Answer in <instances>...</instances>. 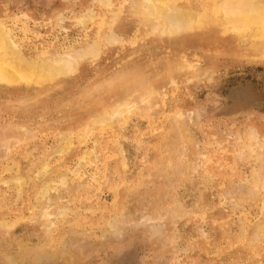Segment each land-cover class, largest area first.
<instances>
[{
	"label": "rangeland",
	"instance_id": "obj_1",
	"mask_svg": "<svg viewBox=\"0 0 264 264\" xmlns=\"http://www.w3.org/2000/svg\"><path fill=\"white\" fill-rule=\"evenodd\" d=\"M110 1L0 0L24 57L76 65L0 82V264H264V53Z\"/></svg>",
	"mask_w": 264,
	"mask_h": 264
},
{
	"label": "bare ground",
	"instance_id": "obj_2",
	"mask_svg": "<svg viewBox=\"0 0 264 264\" xmlns=\"http://www.w3.org/2000/svg\"><path fill=\"white\" fill-rule=\"evenodd\" d=\"M90 1H92V0H90ZM98 1H100L98 3H101L103 6H110L111 5V4L107 5L106 1H108V0H106V1L105 0H98ZM123 2H124V0H123ZM130 2L134 3V6L138 10H140L139 12L142 13V10H143L144 16L141 14L142 18L143 17H144V19L145 18L146 19L147 18H153L156 20L157 25H155V28L158 27L160 34L177 35V36L182 35V37L183 36L185 37L186 35H190L192 32H196L198 30L200 31V29L207 28V27L213 25L214 27L216 26V28H218L222 33H229V32L231 34L233 33L237 39L241 40L242 42H249L254 48H256L258 50V52L264 53V0H205V2L203 3V10H202L203 12H200L201 10L197 11V10L191 9L189 7H181V6L173 5L172 1H170V0H131ZM181 5L184 6L183 3ZM117 6H118V4H117ZM120 6H121V3H120ZM128 6H130V3ZM128 8L129 7H127V9ZM103 9H105V8L103 7ZM85 10H86V8H85ZM133 10L135 11V9H133ZM89 11H91V9ZM134 11H132V12H134ZM80 12H82V11H80ZM113 13H114V10H113ZM80 14L84 15V12L80 13ZM134 14H137V13L134 12ZM88 15L89 14H86V16H88ZM138 15H140V14H138ZM84 16L83 17L81 16V17L84 18ZM82 18H81V20L84 24V20ZM86 18H85L86 20H89L88 17H86ZM91 20H90V22L93 21V20L92 21ZM75 21L77 22L78 20H75ZM4 26H3L2 22H0V82H9V83L17 82L18 83L19 81H24L25 83L26 82L27 83L28 82H34V84H35V83H41V82H44L47 80L51 81L52 79H55L56 77L69 72L70 70L74 71V68L76 65H74V67H72V65H71L72 61L71 62L64 61L60 58H59V60H57V57L55 58V56L54 57L52 56L53 58H55V60H50L51 58H49V57H48L49 60H42V61H40L38 59H30V58L27 59L18 51V49L16 48V45L13 44L12 39L11 40L9 39L8 33L5 30L6 28ZM81 26H83V25L81 24ZM109 31H110V29H109ZM154 31H155V29H154ZM105 32H104V36H106ZM152 32H153V30H152ZM113 33L114 32H112L111 35ZM107 34H108V32H107ZM109 35H107V38L110 37ZM115 36H117V35H114L113 37L115 38ZM199 36H200V34H199ZM114 38L111 39V41L112 40L115 41ZM198 39H200V38H198ZM104 40H106L107 43L110 42V41L108 42V39H106V38H104ZM94 41L95 40H93V42ZM113 41H112V43H113ZM97 44H99V43L90 45L87 47V49H85V50H87L86 52L91 53V54L89 53L90 56L92 54L93 55L98 54V53H95L98 51ZM188 45H189V43H188ZM96 49H97V51H96ZM175 49H177V48H175ZM238 49H239V47H238ZM77 52H76V55H77ZM78 55L80 56V53ZM83 55H87V54H85L83 51L82 56ZM82 56L79 57L80 60H81ZM92 57H94V56H92ZM96 58H98V57H96ZM242 58H243V56H242ZM74 61H76V58ZM75 70H77V69H75Z\"/></svg>",
	"mask_w": 264,
	"mask_h": 264
}]
</instances>
